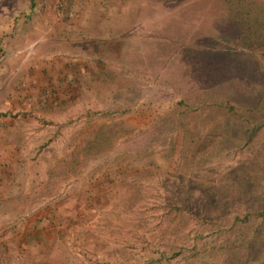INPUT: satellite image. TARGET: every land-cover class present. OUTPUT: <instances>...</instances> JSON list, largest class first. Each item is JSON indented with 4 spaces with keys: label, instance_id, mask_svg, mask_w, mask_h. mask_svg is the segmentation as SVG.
I'll list each match as a JSON object with an SVG mask.
<instances>
[{
    "label": "rangeland",
    "instance_id": "374dc122",
    "mask_svg": "<svg viewBox=\"0 0 264 264\" xmlns=\"http://www.w3.org/2000/svg\"><path fill=\"white\" fill-rule=\"evenodd\" d=\"M263 206L264 0H0V264H264Z\"/></svg>",
    "mask_w": 264,
    "mask_h": 264
},
{
    "label": "trees",
    "instance_id": "16d2710c",
    "mask_svg": "<svg viewBox=\"0 0 264 264\" xmlns=\"http://www.w3.org/2000/svg\"><path fill=\"white\" fill-rule=\"evenodd\" d=\"M259 215L261 216V218L264 219V206L262 208H260Z\"/></svg>",
    "mask_w": 264,
    "mask_h": 264
},
{
    "label": "crops",
    "instance_id": "0c3cea01",
    "mask_svg": "<svg viewBox=\"0 0 264 264\" xmlns=\"http://www.w3.org/2000/svg\"><path fill=\"white\" fill-rule=\"evenodd\" d=\"M85 1H86V0H85ZM86 3H88V2H86ZM88 4H89V3H88ZM88 4H87V5H88ZM0 256H1V255H0Z\"/></svg>",
    "mask_w": 264,
    "mask_h": 264
}]
</instances>
